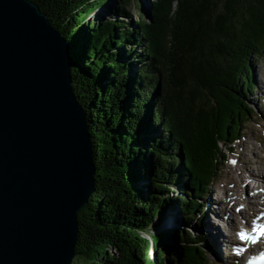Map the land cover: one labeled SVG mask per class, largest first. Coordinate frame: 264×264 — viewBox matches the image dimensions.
Segmentation results:
<instances>
[{"label": "trees", "instance_id": "16d2710c", "mask_svg": "<svg viewBox=\"0 0 264 264\" xmlns=\"http://www.w3.org/2000/svg\"><path fill=\"white\" fill-rule=\"evenodd\" d=\"M29 1L70 43L92 143L95 191L77 215L72 264H205L199 197L218 178L220 142L237 140L251 113L244 97L250 59L264 54V0H154L132 25L130 0L99 22L90 16L106 0ZM172 203L184 227L150 240Z\"/></svg>", "mask_w": 264, "mask_h": 264}, {"label": "water", "instance_id": "95a60500", "mask_svg": "<svg viewBox=\"0 0 264 264\" xmlns=\"http://www.w3.org/2000/svg\"><path fill=\"white\" fill-rule=\"evenodd\" d=\"M71 46L29 0H0V264H72L95 191Z\"/></svg>", "mask_w": 264, "mask_h": 264}, {"label": "rangeland", "instance_id": "374dc122", "mask_svg": "<svg viewBox=\"0 0 264 264\" xmlns=\"http://www.w3.org/2000/svg\"><path fill=\"white\" fill-rule=\"evenodd\" d=\"M154 2H155L154 0H130V5L123 8V10L127 14V16L123 18V21L125 23L132 25V24H136L138 20L141 18L148 19V15H150L151 13L150 10L152 7V3ZM116 7H118V2L116 0H106L104 4L101 6V8H99L96 12L92 14V16H90V19H92V21L94 22H99L104 18H112V16L114 15L113 9ZM140 48L141 47L135 46L133 47V49H131V52L134 53L136 52L137 54L141 53ZM129 50L130 47H126L124 49V51H129ZM131 56H133L132 53L130 54V57ZM130 57L127 58V62L132 63L136 61L135 59H132ZM123 60L125 61V59ZM250 62H251L250 70H251V78H252L251 81H253L252 83L253 90L248 92L247 94L248 96L245 95L244 98L246 100L245 101L246 105L251 109V113L249 114L248 119L242 122V125L240 126L239 131L235 136L237 137V140L232 141L230 144H224L222 141L220 142V150L225 155V159L218 161L219 164L217 165V171H216L218 178L216 182L210 185L208 188H206V191L202 193V195H200L199 197L200 204L202 206L201 211L202 212L204 211L203 206H205V213L207 214L205 223L208 222L210 226L214 224V218H210L207 212L208 202L211 203L213 201L215 202L218 199H220L221 193L217 190V187L219 185H224L225 182L228 180V171L232 173L235 179L239 175H242V177H247V173H253L255 171V166L251 163V160L253 159V155L254 157L256 156V158L264 160V97L262 96L258 101L256 95H253L254 92L256 91L255 84L259 83L258 81H260L261 79L262 80L264 79V54L259 58L256 56V58L250 59ZM132 73L129 72V76ZM256 103H258V107L256 106ZM149 137L152 138L153 136L151 137L150 135ZM243 147L249 149V151L245 152L244 157L241 156ZM228 149L229 150L232 149V151H229ZM251 181L252 180H248V185L246 187L240 186L239 184H237V186L239 185L241 187L243 197L248 199L250 198V200L256 202L257 199L255 195L257 192L256 189L255 191H252V187L250 185ZM253 188H255V185H253ZM231 206H233V204H229V208H231ZM246 207H247L246 203H243L240 204V206H238V209L239 208L245 209ZM198 214L199 212L195 213V218H198V216L199 218L201 217L200 216L201 212L199 215ZM176 216L179 218V223L175 224L174 226H171L169 221H167L166 219H173L171 217H176ZM203 218L204 217L202 216L200 219L203 220ZM155 223L157 225L150 228L149 235H147L150 240H152V236H160L161 224H163L162 226H164L165 224L168 225V229L163 230L165 231L164 234L169 232V230L173 231L176 229H182V227H184L182 222V217L179 212V208L177 207L176 204H173L170 209L163 210L159 214L158 219L156 220ZM237 224L238 222L236 221V225ZM167 225L165 226V228H167ZM228 225H230V227H228ZM233 226H235V224L229 223L220 226V229L223 230L228 228L230 230L231 227L233 228ZM199 228H201V226L195 224L194 221L191 222L190 231L195 238L199 233V231L203 230V229L199 230ZM204 232L206 233V231ZM230 234L234 236L233 232H230ZM203 240L204 241L202 242V244L205 245L206 243L207 246V248H205V255H204L205 264H224V259L220 258L219 255L217 256L214 249H212V251L209 250L207 245L208 236L203 237ZM236 255H234V262L236 260L237 262L236 264H244L245 262L243 261L244 258L243 257L241 258L239 253H237ZM234 262L233 263L230 262V264H234Z\"/></svg>", "mask_w": 264, "mask_h": 264}, {"label": "bare ground", "instance_id": "6f19581e", "mask_svg": "<svg viewBox=\"0 0 264 264\" xmlns=\"http://www.w3.org/2000/svg\"><path fill=\"white\" fill-rule=\"evenodd\" d=\"M258 82L259 83L255 84L256 91L253 95H256V98L259 101L262 96L264 97V79H261ZM256 106L258 107V103H256ZM246 151H249V149L243 147L241 156L244 157ZM251 163L255 166V171L253 173H247V177H242V175H239L235 179L232 173L228 171V180L224 185H219L217 187V190L221 193L220 199L215 202H208L207 206V212L210 218H214V224L211 223V226L208 222L205 223L207 214L205 213V206H203L204 211L202 212V216L204 218L201 222V226L203 224V230L206 231L205 235L208 236L207 245L211 246V249L209 250L212 251V249H214L216 255H219L220 258L224 259V264H230V262L233 263L234 255H236L235 253L233 254V252H235L238 247L244 248V245L246 244L245 240H241L238 234L241 232V230H246V227H248L249 224V219L255 217V210L256 208L260 207V203L257 200L256 202H254L250 200V198L248 199L242 196V189L240 186L246 187L248 185V180H252L250 185L252 187V191H255L256 189V199L264 200V160L256 158V156L254 157L253 155ZM237 184H239L240 186H237ZM253 185H255V188H253ZM243 203H246L247 207L245 209H238V206ZM229 204H233V206L229 208ZM171 218L173 219H166L167 221H169L171 226L179 223V218L177 216ZM236 221L238 222L237 225ZM229 223L235 224L233 228L231 227V231L228 228L223 230L220 229V226ZM162 225L163 224H161L160 229L161 234L165 232L163 230L168 229L167 224H165L164 226ZM166 225L167 228H165ZM243 225H245V228L243 227V229H241L240 227ZM228 227H230V225H228ZM230 232H233L234 236H232ZM248 246L249 248L240 254V257L244 258L243 261L246 260L248 250L251 251L250 254L255 255L261 252L262 248L264 249L262 238H259L255 244ZM236 263L237 262L235 260L234 264Z\"/></svg>", "mask_w": 264, "mask_h": 264}, {"label": "snow or ice", "instance_id": "6c2138e0", "mask_svg": "<svg viewBox=\"0 0 264 264\" xmlns=\"http://www.w3.org/2000/svg\"><path fill=\"white\" fill-rule=\"evenodd\" d=\"M252 232L254 233L258 232V235H264V225H260L258 229L254 222ZM238 235L240 236L241 240L249 239V240H252V242H255V239L258 238V236L256 238H253L247 235L243 230H241V232ZM249 264H264V254H261L259 261H256V260L249 261Z\"/></svg>", "mask_w": 264, "mask_h": 264}]
</instances>
